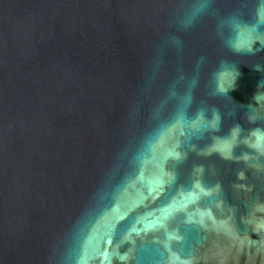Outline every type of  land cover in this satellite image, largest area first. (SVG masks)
I'll list each match as a JSON object with an SVG mask.
<instances>
[{
	"label": "water",
	"instance_id": "1",
	"mask_svg": "<svg viewBox=\"0 0 264 264\" xmlns=\"http://www.w3.org/2000/svg\"><path fill=\"white\" fill-rule=\"evenodd\" d=\"M0 264H264V0H0Z\"/></svg>",
	"mask_w": 264,
	"mask_h": 264
},
{
	"label": "clouds",
	"instance_id": "2",
	"mask_svg": "<svg viewBox=\"0 0 264 264\" xmlns=\"http://www.w3.org/2000/svg\"><path fill=\"white\" fill-rule=\"evenodd\" d=\"M221 88H222V89L224 88V85H223V84L221 85Z\"/></svg>",
	"mask_w": 264,
	"mask_h": 264
},
{
	"label": "snow or ice",
	"instance_id": "3",
	"mask_svg": "<svg viewBox=\"0 0 264 264\" xmlns=\"http://www.w3.org/2000/svg\"><path fill=\"white\" fill-rule=\"evenodd\" d=\"M177 155H179V154L177 153Z\"/></svg>",
	"mask_w": 264,
	"mask_h": 264
}]
</instances>
